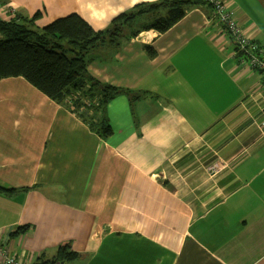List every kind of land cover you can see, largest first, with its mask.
Wrapping results in <instances>:
<instances>
[{
    "label": "crops",
    "instance_id": "1",
    "mask_svg": "<svg viewBox=\"0 0 264 264\" xmlns=\"http://www.w3.org/2000/svg\"><path fill=\"white\" fill-rule=\"evenodd\" d=\"M158 1L0 0V17L104 31ZM222 1L264 49V0ZM143 28L88 53L92 76L137 97L108 103L109 137L24 78L0 81V241L25 264L67 244L71 264H264V73L208 3Z\"/></svg>",
    "mask_w": 264,
    "mask_h": 264
},
{
    "label": "trees",
    "instance_id": "2",
    "mask_svg": "<svg viewBox=\"0 0 264 264\" xmlns=\"http://www.w3.org/2000/svg\"><path fill=\"white\" fill-rule=\"evenodd\" d=\"M206 3V0L140 3L119 14L104 31L94 30L78 14L57 19L42 29L35 28L39 14L10 21L0 17V81L24 78L52 101L72 109L92 131L109 137L112 128L106 116L108 103L123 94L132 102L137 97L130 90L102 83L92 76L88 71V53L101 46L120 48L129 34L140 33L135 28L142 25L145 30L164 33L186 16L189 7ZM147 49L150 55L154 54ZM84 98L91 101L90 105ZM82 109L94 115H85ZM24 230L20 228L17 234ZM79 257L67 244L58 248L53 260L36 264H71Z\"/></svg>",
    "mask_w": 264,
    "mask_h": 264
},
{
    "label": "built area",
    "instance_id": "3",
    "mask_svg": "<svg viewBox=\"0 0 264 264\" xmlns=\"http://www.w3.org/2000/svg\"><path fill=\"white\" fill-rule=\"evenodd\" d=\"M213 8L218 21L232 37L235 46V55L242 63L258 72H264V49L253 39L249 38L237 22L233 11L228 9L222 0H206ZM240 54V55H239ZM85 103L88 100L83 99ZM9 248L0 241V264H25L14 255L10 254Z\"/></svg>",
    "mask_w": 264,
    "mask_h": 264
},
{
    "label": "rangeland",
    "instance_id": "4",
    "mask_svg": "<svg viewBox=\"0 0 264 264\" xmlns=\"http://www.w3.org/2000/svg\"><path fill=\"white\" fill-rule=\"evenodd\" d=\"M85 115H89V116H93L94 115V113H91L90 111H82Z\"/></svg>",
    "mask_w": 264,
    "mask_h": 264
}]
</instances>
